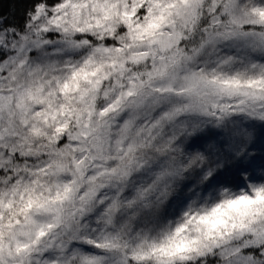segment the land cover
<instances>
[{"label":"snow or ice","instance_id":"1","mask_svg":"<svg viewBox=\"0 0 264 264\" xmlns=\"http://www.w3.org/2000/svg\"><path fill=\"white\" fill-rule=\"evenodd\" d=\"M0 264H264V0H0Z\"/></svg>","mask_w":264,"mask_h":264},{"label":"trees","instance_id":"2","mask_svg":"<svg viewBox=\"0 0 264 264\" xmlns=\"http://www.w3.org/2000/svg\"><path fill=\"white\" fill-rule=\"evenodd\" d=\"M10 8H11V6H10L8 3H5V4H4V7H3V10H4L5 12H9V11H10Z\"/></svg>","mask_w":264,"mask_h":264}]
</instances>
